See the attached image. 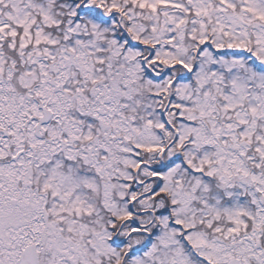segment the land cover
Returning <instances> with one entry per match:
<instances>
[{"label":"snow or ice","instance_id":"1","mask_svg":"<svg viewBox=\"0 0 264 264\" xmlns=\"http://www.w3.org/2000/svg\"><path fill=\"white\" fill-rule=\"evenodd\" d=\"M0 264H264V0H0Z\"/></svg>","mask_w":264,"mask_h":264}]
</instances>
